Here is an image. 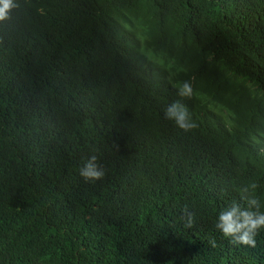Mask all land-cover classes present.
<instances>
[{
	"label": "trees",
	"instance_id": "obj_1",
	"mask_svg": "<svg viewBox=\"0 0 264 264\" xmlns=\"http://www.w3.org/2000/svg\"><path fill=\"white\" fill-rule=\"evenodd\" d=\"M262 133L264 0H12L0 264H264V228L252 247L215 228L249 185L264 211Z\"/></svg>",
	"mask_w": 264,
	"mask_h": 264
},
{
	"label": "clouds",
	"instance_id": "obj_2",
	"mask_svg": "<svg viewBox=\"0 0 264 264\" xmlns=\"http://www.w3.org/2000/svg\"><path fill=\"white\" fill-rule=\"evenodd\" d=\"M12 0H0V20L4 19L7 10L10 8ZM177 95L180 97H190L192 87L188 81L180 83L176 88ZM164 117L172 120L177 127L188 130L195 127L186 107L178 101H173L164 109ZM264 136V133L261 134ZM96 156H89L79 169V175L84 180H97L102 178L103 170L96 162ZM255 189V185H249L242 189V192L249 194L246 200L247 207H242L238 202H231L221 209L216 215L215 228L220 234L228 238L230 242L239 245L254 246L256 235L259 229L264 228V211H260V201L251 196L250 193ZM245 197L242 196V199ZM188 217V224L192 222L191 213L184 210Z\"/></svg>",
	"mask_w": 264,
	"mask_h": 264
}]
</instances>
